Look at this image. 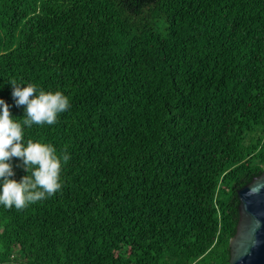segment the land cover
Instances as JSON below:
<instances>
[{
  "label": "trees",
  "instance_id": "1",
  "mask_svg": "<svg viewBox=\"0 0 264 264\" xmlns=\"http://www.w3.org/2000/svg\"><path fill=\"white\" fill-rule=\"evenodd\" d=\"M13 78L69 97L25 140L70 159L54 196L0 205V264L229 263L264 172V0H0L22 119Z\"/></svg>",
  "mask_w": 264,
  "mask_h": 264
},
{
  "label": "clouds",
  "instance_id": "2",
  "mask_svg": "<svg viewBox=\"0 0 264 264\" xmlns=\"http://www.w3.org/2000/svg\"><path fill=\"white\" fill-rule=\"evenodd\" d=\"M9 83L16 105L24 106L25 113L22 119L14 118L10 105L0 99V205L20 211L61 190L62 168L70 159L66 150L58 152L51 143L25 140V126L56 124L70 99L61 90H44L33 83L24 87L15 78ZM13 158H19L27 172L19 181L12 179Z\"/></svg>",
  "mask_w": 264,
  "mask_h": 264
},
{
  "label": "water",
  "instance_id": "3",
  "mask_svg": "<svg viewBox=\"0 0 264 264\" xmlns=\"http://www.w3.org/2000/svg\"><path fill=\"white\" fill-rule=\"evenodd\" d=\"M239 221L228 264H264V172L238 190Z\"/></svg>",
  "mask_w": 264,
  "mask_h": 264
}]
</instances>
